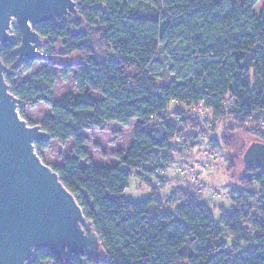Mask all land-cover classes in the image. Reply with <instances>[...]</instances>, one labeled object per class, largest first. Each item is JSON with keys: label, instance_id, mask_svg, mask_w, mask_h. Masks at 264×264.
<instances>
[{"label": "trees", "instance_id": "trees-1", "mask_svg": "<svg viewBox=\"0 0 264 264\" xmlns=\"http://www.w3.org/2000/svg\"><path fill=\"white\" fill-rule=\"evenodd\" d=\"M73 1L80 22L57 20L35 28L48 56L39 76L12 81L32 63H18L13 54L21 41L18 28L13 43L0 47V60L22 119L24 107L51 109L40 124L50 139L35 144L42 162L51 141L62 147L72 143L60 166L43 163L76 198L101 255L64 262L41 249L27 264H264L263 169L248 168L239 182L257 202L239 198L218 219L204 199L181 188L165 198L159 190L166 182L156 186V173L171 161L181 135L195 147L185 131L199 126L188 115L200 102L209 111L204 123L229 121L220 135L225 149H233L246 133L264 143V4L256 12V3L240 0ZM72 56L77 61L53 60ZM57 68L63 76L73 73L76 94L54 103ZM171 102L185 108L170 112ZM131 121H136L132 143L125 154L114 155L117 165L94 166L84 150V133ZM135 173L156 186L139 203L123 198ZM254 186L257 191H251Z\"/></svg>", "mask_w": 264, "mask_h": 264}, {"label": "water", "instance_id": "water-1", "mask_svg": "<svg viewBox=\"0 0 264 264\" xmlns=\"http://www.w3.org/2000/svg\"><path fill=\"white\" fill-rule=\"evenodd\" d=\"M70 19L80 22L73 0H0V47L13 43L16 23L21 41L17 62L46 60L40 25ZM0 60V264H27L36 250H47L67 262L72 257L98 259L100 242L76 198L45 165L35 144L48 141L40 126H30L18 113ZM240 160L264 170V143L248 142Z\"/></svg>", "mask_w": 264, "mask_h": 264}, {"label": "rangeland", "instance_id": "rangeland-1", "mask_svg": "<svg viewBox=\"0 0 264 264\" xmlns=\"http://www.w3.org/2000/svg\"><path fill=\"white\" fill-rule=\"evenodd\" d=\"M234 1V0H228ZM242 3H256L255 10L259 11L264 4V0H240ZM70 19L61 20L68 22ZM17 24L11 25L10 34L16 36L15 29ZM71 31L75 32L72 28ZM76 33V32H75ZM43 53V47L41 49ZM98 55L103 56L102 50L96 48ZM78 57L72 56L69 58H54V62L57 64H67L77 61ZM31 66L28 71L20 69L17 71L13 83L22 84L37 76L45 68L43 60L31 61ZM56 83L51 92V96L54 103H57L59 99L65 95L76 94L75 83L73 73L67 76H63L60 69L55 70ZM12 76V74H9ZM95 100H101L99 96L93 95ZM184 109L182 105H176L171 102L169 104V111ZM24 121L33 126H40L42 121L51 116V109L43 104H37L33 107H24ZM189 116V115H188ZM190 118V117H189ZM192 118V117H191ZM210 119V118H209ZM193 121H196L192 118ZM227 122L224 121L221 124L213 123H199V126H195V129H190L187 132L192 136L190 139L195 142V164L198 166H204L205 171L201 173V181L205 184L207 189L216 192L219 197L214 201L203 200L202 202L208 207L215 219H218L222 212L229 211L232 206V202L241 198L242 200L253 204L257 202L253 200L247 193H243L240 180L247 176V167L240 160L241 152L248 142H260L257 135L253 133H246L242 141H238L235 147L231 150L225 149L220 142L221 131L226 127ZM136 121H131L127 126H121L117 124H109L104 130H93L85 132L84 136L87 140V144L84 150L88 153L94 166L100 168H111L117 165V161L114 155L117 153L125 154L132 143V134L135 128ZM72 143H68L65 147L60 146L57 142L51 141L47 150L41 153L43 162L50 166H60L63 160L69 156ZM206 149L210 150L209 156H207ZM204 151V152H203ZM181 159H184L181 157ZM186 158V157H185ZM86 165L85 162H82ZM124 168V167H123ZM173 174L167 177L164 188L173 186L174 189L181 188L184 184L179 182ZM145 180H149L145 175L138 176L137 173L133 174L128 182V187L123 193V198L131 203H139L147 200L151 197L152 189L156 186L152 182L153 187H149ZM162 190H159L161 194ZM172 191V190H171ZM251 191H257L254 186ZM168 193L165 194L167 198ZM169 196V195H168ZM170 209V208H169Z\"/></svg>", "mask_w": 264, "mask_h": 264}, {"label": "built area", "instance_id": "built-area-1", "mask_svg": "<svg viewBox=\"0 0 264 264\" xmlns=\"http://www.w3.org/2000/svg\"><path fill=\"white\" fill-rule=\"evenodd\" d=\"M166 111L165 114H167ZM209 116V111L205 108V105L200 102L189 111V117L194 120L204 123ZM191 118V119H192ZM181 120V118H179ZM179 120H173L178 122ZM176 124V123H175ZM174 150L171 161L164 169L157 171L156 173V186L160 187L161 182H166L167 177L170 174L176 176L175 178L179 182L181 181L184 186L181 187L183 192H187L196 199H205L207 201L216 200L219 195L213 190L207 189L205 184L201 181V173L205 171L204 166H198L195 164V148L192 147L191 142L185 133L181 135L179 143L172 146ZM204 152V151H203ZM210 150L206 149L207 156L210 154ZM183 155L184 159L180 158ZM186 157V158H185Z\"/></svg>", "mask_w": 264, "mask_h": 264}, {"label": "crops", "instance_id": "crops-1", "mask_svg": "<svg viewBox=\"0 0 264 264\" xmlns=\"http://www.w3.org/2000/svg\"><path fill=\"white\" fill-rule=\"evenodd\" d=\"M173 189H174L173 186L167 187V188H165V189L162 190V192H161L162 195H160V194L159 195L162 196V197H165V194L166 193H168V194L171 193V190H173Z\"/></svg>", "mask_w": 264, "mask_h": 264}]
</instances>
